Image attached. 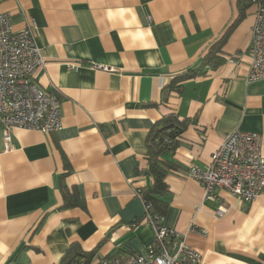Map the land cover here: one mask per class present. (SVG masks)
I'll use <instances>...</instances> for the list:
<instances>
[{
    "label": "crops",
    "instance_id": "1",
    "mask_svg": "<svg viewBox=\"0 0 264 264\" xmlns=\"http://www.w3.org/2000/svg\"><path fill=\"white\" fill-rule=\"evenodd\" d=\"M242 1L0 0L16 31L24 17L34 21L44 65L33 80L56 89L62 111L55 133L14 129L10 151L0 135V264H59L72 244L97 248L93 264L143 254L153 231L140 223L133 190L151 184L149 133L170 113L194 123L163 156L177 165L165 178V225L200 264H264V188L247 205L216 190V204L185 176L236 130L260 134L264 156V80L247 82L255 5L238 21ZM228 29L223 62L212 67L203 58ZM188 70L203 74L163 101V88ZM60 187L76 191L84 208H64Z\"/></svg>",
    "mask_w": 264,
    "mask_h": 264
},
{
    "label": "built area",
    "instance_id": "2",
    "mask_svg": "<svg viewBox=\"0 0 264 264\" xmlns=\"http://www.w3.org/2000/svg\"><path fill=\"white\" fill-rule=\"evenodd\" d=\"M254 5L248 48L251 62L247 82L250 83L264 80V0H254ZM34 30L32 19L24 17L23 29L16 31L9 15L0 13V135L4 151L11 150L12 131L16 128L42 134L62 129L56 89L43 91L33 80L34 72L44 65ZM68 67L77 70L74 65ZM93 68L108 71L101 65ZM261 140L260 134L236 130L226 135L206 167L190 166L185 176L201 187L204 201L218 204L216 190H222L240 203L250 204L264 188ZM133 194L142 203L144 215L140 223L150 226L152 241L143 254L104 257L95 264H200L201 256L186 245L184 237L165 225L164 216L153 213L150 205L143 203L139 190L134 189ZM226 211L218 205L215 214L222 218Z\"/></svg>",
    "mask_w": 264,
    "mask_h": 264
},
{
    "label": "trees",
    "instance_id": "3",
    "mask_svg": "<svg viewBox=\"0 0 264 264\" xmlns=\"http://www.w3.org/2000/svg\"><path fill=\"white\" fill-rule=\"evenodd\" d=\"M252 4H254V0L242 1L238 21L243 17L245 9ZM230 32L231 29H228L223 38L210 48L209 52L203 58L204 62L211 64L212 67H217L223 62V59L219 58L217 54L221 52V48ZM200 74H203V72L188 70L172 78L162 90L163 101L167 100L170 92L180 93L182 84L186 80L195 78ZM193 123L194 120H180L176 114L170 113L163 116L151 127L147 143V168L144 171L145 176L150 178L151 184L146 188L135 189L139 190L143 203L149 204L152 212L157 215L163 216L167 207V204L162 201V198L167 194V186L165 184L166 175L169 171L177 168V165L173 161H166L163 159V156L168 153L173 154L178 146V139ZM60 192L64 208L75 206L84 208L82 200L76 196V191H70L66 187H60ZM96 254L97 248L90 252H84L79 245L72 244L60 259L59 264H93ZM112 257H116V255H110L106 258Z\"/></svg>",
    "mask_w": 264,
    "mask_h": 264
}]
</instances>
